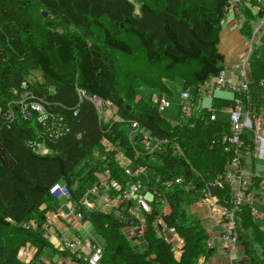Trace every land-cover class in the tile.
<instances>
[{"label": "trees", "instance_id": "obj_1", "mask_svg": "<svg viewBox=\"0 0 264 264\" xmlns=\"http://www.w3.org/2000/svg\"><path fill=\"white\" fill-rule=\"evenodd\" d=\"M228 1L0 0V264H49L46 248L88 264L81 250H57L45 236L48 212L57 201L50 190L58 182L69 187L67 201L102 239L100 264L209 263L217 247L189 207L208 190L221 203L230 202V183L208 184L225 177L235 156L223 142L232 134L230 121L210 116L232 107L236 96L246 112L264 114V57L256 47L249 56L248 93L213 96L211 107L191 116L180 111L185 122L166 118L152 96L173 94L171 84L180 81L196 102L198 89L226 67L220 42ZM258 17H264V9L257 15L247 12L241 30L249 39ZM124 59L129 67L119 62ZM91 97L111 101L116 112L101 115ZM33 101L43 106V119L31 108ZM250 132L245 129V150L237 155L251 174L257 201L264 176L254 173L255 160L247 154ZM146 139L160 141L161 149L150 152ZM34 141L51 152L37 153ZM120 153L127 156V167L145 166L149 180L181 177L183 182L164 191L167 204L150 195V213L126 210L132 200L123 206L124 217L109 208L88 210L83 204L87 185L98 184L100 173L109 170L124 188L138 181L125 172ZM145 184L152 190V182ZM256 218L250 205H243L237 214L239 243L252 264H264V228ZM164 224L181 240L180 254L172 251ZM143 225L145 248L137 251L126 230ZM25 246L35 248L27 260L21 251Z\"/></svg>", "mask_w": 264, "mask_h": 264}, {"label": "built area", "instance_id": "obj_2", "mask_svg": "<svg viewBox=\"0 0 264 264\" xmlns=\"http://www.w3.org/2000/svg\"><path fill=\"white\" fill-rule=\"evenodd\" d=\"M245 1L246 0H229V9L235 10L241 5V3ZM248 60L249 56L246 57L244 62L240 65L239 70L235 69L234 67H225L217 76H214L204 85H202L198 89V98L196 102L193 101V94L190 89L182 90L180 111L186 116H191L195 111H200L204 107L203 96L210 95L211 88L228 89L233 91L235 94L240 95L248 93L250 90ZM79 94L81 96L85 95L84 91L80 89ZM90 100L94 102L101 115L105 114L106 109H111L113 107L112 102L109 100L105 101L98 97H91ZM152 101L158 104L161 111H164L171 106V103L165 97V95H160L158 93L153 94ZM21 103H23V101H21ZM31 108L43 114L41 119L44 118L45 111L40 103L33 101L31 103ZM226 111L229 114L232 134L225 135L223 137V142L225 144L226 150L228 152L234 153L235 156L227 166L225 177L223 179H217L215 182H210L208 185L223 187L226 183H230L233 186V194L229 203H221L219 199H217L212 194V192L208 190L206 192L205 198L196 203L201 202L207 204L212 221L220 227V232L218 235L213 237L210 236V244L215 245L216 239H218L222 246L231 251L230 254L233 256L232 251L235 249L240 239L239 220L237 219L238 212L242 210L243 205L248 203L251 207L252 215L255 217L262 215V213L258 212L255 208L256 194L258 192L257 190L252 189V180L249 178L251 175H247L246 169L243 167L242 160L237 154L241 155V151H243V149L245 150L242 135L245 129L248 128L252 132L251 139L253 142L252 145L250 144L251 148H249L247 151L248 156L254 160L257 158H264V114L261 112H256L253 114L246 112L244 103L240 96L235 97L234 105L227 108ZM216 116V113H213L210 116L211 120H215ZM8 117L12 119L14 118V112L12 110L8 112ZM132 125L134 129L139 128L138 122H134ZM59 131L60 129L55 130V132L58 133ZM149 141L146 139L145 144L146 149H148L150 152L161 149L160 141H154L153 144H150ZM32 145L34 150L42 155H46L51 152L50 148L41 142L34 141ZM177 150L181 151L179 145ZM124 156L125 155L123 153L119 154L120 159H123ZM123 164L124 163L121 165ZM146 171L147 168L145 166H139L136 169H131L125 165V172L130 176H135L138 181L124 188L123 184L112 178L110 171L107 170L100 177V182L96 184V187L93 188L92 192L99 194L100 189H111L114 192H117V195L114 197L110 196V194L105 191L100 193V196L103 199L104 205L109 209H114L115 214L120 217H124L125 209H128V211L134 214L137 213L136 210H139V213H150L153 211V203L150 201L152 197L156 201L167 204V198L164 195V191L173 188L175 184L182 183L183 179L181 177H157L154 180H149L148 178L147 181L152 182V190H150L149 186L138 178L142 172ZM50 193L56 199L68 200L71 197V191L69 187L61 182L54 184L50 190ZM150 195L152 196L151 198H149ZM130 200L133 201L134 205L126 206L124 209L123 206ZM89 203L90 202L88 201L86 202L88 205L87 207L90 206ZM78 218L79 220H83L85 223L88 221L84 220V215L82 212H79ZM48 225L49 224L47 221L44 224V228L46 229L45 235H47V237L49 229ZM163 231L167 234V237L168 233H171V236L168 238L173 242L172 251L175 254H180V241L174 239V236L177 237V235H175L173 230L170 229L166 224L163 225ZM66 240L71 247L76 245L75 241H71L65 236V241ZM94 242L92 244L93 251L91 255L86 257L88 264H100L102 258V247L97 242ZM29 249L30 248L28 247L23 248L22 257L24 259L28 258L29 256Z\"/></svg>", "mask_w": 264, "mask_h": 264}, {"label": "crops", "instance_id": "obj_3", "mask_svg": "<svg viewBox=\"0 0 264 264\" xmlns=\"http://www.w3.org/2000/svg\"><path fill=\"white\" fill-rule=\"evenodd\" d=\"M261 9H264V0H246L245 2L241 3V5L237 9L229 10L223 22V30L221 33V42H220V48L226 57V67L228 66L234 67L235 69L239 70L240 65L244 62L246 57L250 56L251 52L255 47L259 50L260 56L264 57V55L261 54L260 52L261 49L260 47H258L257 44L258 41L260 40V37L264 41V17L257 18L255 23V31L253 38L251 39L247 38L241 30L243 22L246 20L247 12L251 10L253 13L257 15L259 14ZM260 33H262L263 35L260 36ZM217 96L229 98L227 96H221V95H217ZM203 102H204V98H203ZM124 162L125 161L123 160L122 163ZM141 174L146 178L145 182H147L148 180L147 171L142 172ZM104 191H105L104 189H100L99 194ZM93 193L94 195L96 194L95 192ZM86 202L87 200L85 197L83 204L89 210L90 208L87 207L88 205L86 204ZM95 204L98 206V208L107 209L103 204V199L100 195L98 196L97 203ZM55 207L56 209L54 211H49L47 216L48 217L47 221L49 224L48 238L50 242L53 244L55 249L62 250L66 236L71 241H75L77 243L78 248L81 246L80 250L82 251L84 257L89 256L88 253L91 247H88V245L89 244L92 245L93 244L92 241L95 240L93 238L94 235L90 222L87 221V223H85L83 220H79L78 214L80 211L76 208V206H74L72 203L67 201V199L57 200L55 202ZM192 212L198 215L203 220V223L209 230L211 237L219 234L220 227L212 221L207 204L201 202L195 203L192 206ZM204 220H206V223H208L209 226L206 225ZM145 226L146 225H143L141 227L143 232L145 231L146 228ZM83 230L87 232V236L89 238L84 239L82 237ZM135 239L139 240V235H135ZM174 239L180 241L179 246H181L182 244L181 240L175 236ZM238 244L240 246H238ZM238 244L235 247V249L232 251L233 252V256H232L230 254L231 251L225 248L224 246H222L221 242L218 239H216L215 245L217 247V250L214 256L209 260L208 264H252L248 256L245 254V249L243 245L241 243ZM26 247L27 246H25L24 248ZM48 249L50 248H46L44 250V253H46ZM22 250L23 248L21 249V251ZM34 253H35V248H30L29 256L28 258H26V260L30 259ZM58 255L59 257L58 256L57 257L59 258V260L58 261H56V259L53 260L52 264H75V262L71 260L69 256H65L63 254H58Z\"/></svg>", "mask_w": 264, "mask_h": 264}, {"label": "rangeland", "instance_id": "obj_4", "mask_svg": "<svg viewBox=\"0 0 264 264\" xmlns=\"http://www.w3.org/2000/svg\"><path fill=\"white\" fill-rule=\"evenodd\" d=\"M263 34L260 33V36H262ZM258 47H260V52L261 54L264 55V41L262 40V38L260 37V40L258 41ZM119 62L121 63V65L125 66V67H129V64L128 62L124 59L123 61H120ZM33 75L39 77V73L38 72H34ZM126 79H124L125 81ZM171 88L173 90V94H168V95H165V97L169 100V102L171 103V106L169 108H167L165 111H163V115L168 118L169 120L173 121V122H185L186 118L184 116H182L180 114V105H181V102H182V99H181V93H182V83L180 81L178 82H173L171 84ZM142 92L144 93H148V89L146 88H142L141 89ZM192 91V90H191ZM217 95H221V96H227L229 98H234V92L233 91H230L228 89H218V88H211V93L210 95H205L203 96L204 98V106H207V107H211L212 105V97L213 96H217ZM23 102L26 101V98H23L22 99ZM9 112V111H8ZM114 112H116L115 108L112 107L111 109H106V112L105 114L107 115H111L113 114ZM217 116L220 118V119H223V120H229V114L227 111H217ZM251 135H252V132H250ZM150 144H153L154 143V140L152 141H149ZM127 156L125 155L123 157V160L125 161L124 163H126L127 161H129L127 158ZM250 164V163H249ZM145 171V170H144ZM246 172H247V175H251L248 170L246 169ZM254 173L257 175V176H264V158H257L255 159V170H254ZM101 176L104 174V172L100 173ZM149 175H153V172L152 171H149L148 173ZM249 178H251L249 176ZM140 179L142 182H145L146 181V178L141 174L140 176ZM96 187V184H92V183H89L87 185V188H88V193L86 195V200L89 201V208L92 209V208H98V206L95 204L97 203V200H98V196L100 194H95L92 192L93 188ZM260 194L261 196L257 197V205H256V210L260 213H262L261 216H258L256 218V223L264 228V207L262 206V204H258V202H261V203H264V187L260 190ZM54 197V196H53ZM57 200H64V199H57ZM95 200V201H94ZM94 201V202H92ZM70 202V201H69ZM95 204V205H94ZM104 204V203H103ZM106 207V206H105ZM107 208V207H106ZM108 209V208H107ZM189 210L190 212H192L191 210V207H189ZM137 213H139V210H136ZM205 223H206V220H204ZM207 226H209L208 223H206ZM142 229H136L135 228H132V230L128 229L126 230V233L130 236V239L132 241V244L133 246L135 247V249L137 251H143L144 248H145V240H144V237H143V234H142ZM93 238L95 239V241L101 246L103 244V241L102 239L97 236L96 234H94L93 232ZM135 235H139V240L135 239L134 236ZM47 237V235H45ZM171 236V233H168V237ZM82 237L85 239V238H89L87 236V232L86 231H82ZM238 246H240L238 244ZM29 247V246H27ZM88 247H91L90 251H89V255L91 254V251H93V246L91 244L88 245ZM24 248V247H23ZM77 243L75 246L71 247L68 243H67V240L64 242V246L62 248V250H65V249H69V250H80L81 249V246L77 249ZM30 250V249H29ZM59 255L57 254L56 251L52 250V249H48L46 251V253H44V258L45 260L49 263V264H52V261L56 259V261L59 260Z\"/></svg>", "mask_w": 264, "mask_h": 264}, {"label": "water", "instance_id": "obj_5", "mask_svg": "<svg viewBox=\"0 0 264 264\" xmlns=\"http://www.w3.org/2000/svg\"><path fill=\"white\" fill-rule=\"evenodd\" d=\"M43 15H44L45 17H47V16L49 15V13H48L47 11H43Z\"/></svg>", "mask_w": 264, "mask_h": 264}, {"label": "bare ground", "instance_id": "obj_6", "mask_svg": "<svg viewBox=\"0 0 264 264\" xmlns=\"http://www.w3.org/2000/svg\"><path fill=\"white\" fill-rule=\"evenodd\" d=\"M87 227V226H86ZM28 248H31V247H28Z\"/></svg>", "mask_w": 264, "mask_h": 264}]
</instances>
